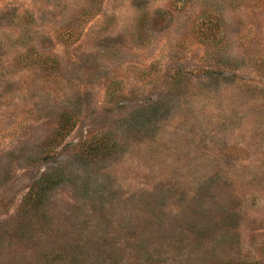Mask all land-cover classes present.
I'll return each mask as SVG.
<instances>
[{
  "label": "rangeland",
  "instance_id": "rangeland-1",
  "mask_svg": "<svg viewBox=\"0 0 264 264\" xmlns=\"http://www.w3.org/2000/svg\"><path fill=\"white\" fill-rule=\"evenodd\" d=\"M0 264H264V0H0Z\"/></svg>",
  "mask_w": 264,
  "mask_h": 264
}]
</instances>
